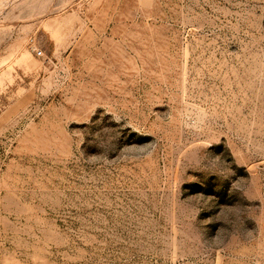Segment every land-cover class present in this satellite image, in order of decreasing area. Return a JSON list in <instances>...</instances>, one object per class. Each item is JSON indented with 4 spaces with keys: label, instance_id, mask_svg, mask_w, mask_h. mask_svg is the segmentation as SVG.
I'll use <instances>...</instances> for the list:
<instances>
[{
    "label": "rangeland",
    "instance_id": "obj_1",
    "mask_svg": "<svg viewBox=\"0 0 264 264\" xmlns=\"http://www.w3.org/2000/svg\"><path fill=\"white\" fill-rule=\"evenodd\" d=\"M0 264H264V0H0Z\"/></svg>",
    "mask_w": 264,
    "mask_h": 264
},
{
    "label": "built area",
    "instance_id": "obj_2",
    "mask_svg": "<svg viewBox=\"0 0 264 264\" xmlns=\"http://www.w3.org/2000/svg\"><path fill=\"white\" fill-rule=\"evenodd\" d=\"M35 50H36L37 55H42L43 54V50L42 49H36L35 48Z\"/></svg>",
    "mask_w": 264,
    "mask_h": 264
}]
</instances>
